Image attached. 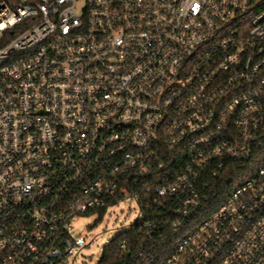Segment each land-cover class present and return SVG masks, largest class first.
Segmentation results:
<instances>
[{
  "label": "built area",
  "instance_id": "1",
  "mask_svg": "<svg viewBox=\"0 0 264 264\" xmlns=\"http://www.w3.org/2000/svg\"><path fill=\"white\" fill-rule=\"evenodd\" d=\"M124 204L137 264H264V0H0V264Z\"/></svg>",
  "mask_w": 264,
  "mask_h": 264
},
{
  "label": "rangeland",
  "instance_id": "2",
  "mask_svg": "<svg viewBox=\"0 0 264 264\" xmlns=\"http://www.w3.org/2000/svg\"><path fill=\"white\" fill-rule=\"evenodd\" d=\"M132 208V206H131ZM136 215L127 204L111 209L102 219L96 214L79 215L72 222L75 236L85 240L74 264H98L105 245L134 223Z\"/></svg>",
  "mask_w": 264,
  "mask_h": 264
},
{
  "label": "trees",
  "instance_id": "3",
  "mask_svg": "<svg viewBox=\"0 0 264 264\" xmlns=\"http://www.w3.org/2000/svg\"><path fill=\"white\" fill-rule=\"evenodd\" d=\"M210 198L220 200L219 196H211ZM163 235H168V233L163 232ZM141 239L138 236V227L132 224L130 229L122 231L105 245L98 264H137L136 253ZM121 245H124L125 248L122 249ZM156 264L160 263L157 262Z\"/></svg>",
  "mask_w": 264,
  "mask_h": 264
}]
</instances>
